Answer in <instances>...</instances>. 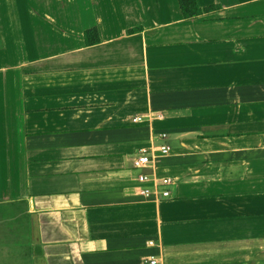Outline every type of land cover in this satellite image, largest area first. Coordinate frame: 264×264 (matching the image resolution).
Here are the masks:
<instances>
[{"label": "crops", "instance_id": "crops-1", "mask_svg": "<svg viewBox=\"0 0 264 264\" xmlns=\"http://www.w3.org/2000/svg\"><path fill=\"white\" fill-rule=\"evenodd\" d=\"M195 1L0 0V237L17 209L33 264H264V0Z\"/></svg>", "mask_w": 264, "mask_h": 264}, {"label": "rangeland", "instance_id": "rangeland-1", "mask_svg": "<svg viewBox=\"0 0 264 264\" xmlns=\"http://www.w3.org/2000/svg\"><path fill=\"white\" fill-rule=\"evenodd\" d=\"M0 5L2 6V3ZM5 213L10 227L6 230V240L2 236L0 237V264H33V249L29 259V243H33V241L31 239L28 241L25 230L20 229L18 210L10 207L5 210Z\"/></svg>", "mask_w": 264, "mask_h": 264}, {"label": "built area", "instance_id": "built-area-1", "mask_svg": "<svg viewBox=\"0 0 264 264\" xmlns=\"http://www.w3.org/2000/svg\"><path fill=\"white\" fill-rule=\"evenodd\" d=\"M139 119V118H138ZM160 138H165L166 134L162 133L159 134ZM171 148L170 146L163 144L159 147H157L156 152H159L161 156H166L170 153ZM153 150L151 149H142L139 153V155L134 159L133 161V166L135 169H144V168H148L152 161H153V155H152ZM153 178H150L148 175L146 174H141L140 176H138L137 180L141 183H145V182H149L150 180H152ZM174 182L173 179L167 177V178H162L158 180V186H160V188H162V190L159 191L160 196L162 197V199L168 198L170 197V192L168 190V186L172 185ZM149 190H144L142 191V193H148ZM150 245H153V242L149 243ZM146 264H157V259L155 258H150L149 261Z\"/></svg>", "mask_w": 264, "mask_h": 264}, {"label": "trees", "instance_id": "trees-1", "mask_svg": "<svg viewBox=\"0 0 264 264\" xmlns=\"http://www.w3.org/2000/svg\"><path fill=\"white\" fill-rule=\"evenodd\" d=\"M179 6H180V11L182 16L185 19H192L194 17H196L197 15H199L202 10L198 8L197 3L195 0H178ZM214 8H208L205 9V11H210L213 10ZM89 33H94L96 34V30L95 29H91L90 31H88ZM87 32V33H88ZM95 41H97V39L95 38ZM94 40H87L88 43H93L95 42Z\"/></svg>", "mask_w": 264, "mask_h": 264}, {"label": "water", "instance_id": "water-1", "mask_svg": "<svg viewBox=\"0 0 264 264\" xmlns=\"http://www.w3.org/2000/svg\"><path fill=\"white\" fill-rule=\"evenodd\" d=\"M33 237H34V235H33Z\"/></svg>", "mask_w": 264, "mask_h": 264}]
</instances>
